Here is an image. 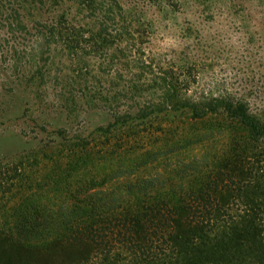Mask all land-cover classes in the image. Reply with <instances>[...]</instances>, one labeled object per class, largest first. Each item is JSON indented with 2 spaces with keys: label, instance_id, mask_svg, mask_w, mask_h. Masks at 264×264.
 <instances>
[{
  "label": "rangeland",
  "instance_id": "rangeland-1",
  "mask_svg": "<svg viewBox=\"0 0 264 264\" xmlns=\"http://www.w3.org/2000/svg\"><path fill=\"white\" fill-rule=\"evenodd\" d=\"M93 1L0 0V264L190 263L196 240L177 257L157 211L198 207L210 243L244 190L264 242V139L241 184L247 130L183 107L234 96L264 122V0H107L106 16Z\"/></svg>",
  "mask_w": 264,
  "mask_h": 264
},
{
  "label": "trees",
  "instance_id": "trees-1",
  "mask_svg": "<svg viewBox=\"0 0 264 264\" xmlns=\"http://www.w3.org/2000/svg\"><path fill=\"white\" fill-rule=\"evenodd\" d=\"M32 1L42 3V0ZM110 5V2L107 0H94L90 3L89 9H94V11H97L98 14H101V16H106V14L112 13ZM102 30L106 32L104 28ZM55 33V29L50 27L46 30V34L44 35L46 37H44L42 34L40 36L45 42L52 43ZM42 60L44 62V60L46 61L47 58H42ZM34 68L33 74L40 72V67L38 65L35 64ZM179 105L181 104H175L173 106V110H177ZM183 107L192 117H200L206 114H225L226 116L237 120L239 124L247 130L251 137L249 141L244 142L243 144L236 141L234 142V150L237 155L236 159L241 165V167L238 165L239 173L236 174L235 177L239 178V181L237 182L246 184L245 179L247 175L244 170L249 163V159H255V154H258V151L255 150L253 144L257 143L259 138H261V140L264 139V122L257 119L249 112V106L246 101L234 96H208L201 97V99L198 100L189 99L187 105H183ZM141 116L144 115L141 114ZM236 189L238 193L236 196L240 197L239 194L242 189H239V187ZM227 193L230 194V191H227ZM195 195L197 200L202 202L204 201L205 194L198 192ZM214 196L217 197L218 200L217 207H225L228 203L224 195H218L215 193ZM241 197L246 203H243V208H241L242 213L238 217L236 223L232 226H224L225 228L219 230L218 233H216L214 240L210 243H204V235L201 233L202 228H198V226L202 227L201 225H198L199 219H196V211H198V207H193L192 205L186 203L183 204V201H179V205L175 207L173 205L171 208L165 207L160 211H157L158 214L155 219L157 220V225L160 230L164 227L170 226V229L174 230L171 234H169L168 240H171L173 242V246L176 247L177 257L180 255L183 256L187 252L185 240H190L191 237L196 240V247L194 248L195 252L190 259V263L186 264H238L237 261H240L239 257L241 255L239 254L241 249L247 246L245 245L246 241H249L247 244L250 245V248L254 252V264H264V242L259 241L260 230L255 224L254 219L251 220L249 217H247L249 213H252V210L257 207V205L253 203V206L248 205L249 197L247 191L244 190L241 193ZM166 221L167 223L165 224ZM141 227L142 225H140L139 219H134L132 234H139V232L142 230ZM182 227L187 232V234H185L184 230H182ZM178 230H182L181 232L186 236L179 234L177 232ZM199 233V237H195V234ZM183 257L181 258L182 260Z\"/></svg>",
  "mask_w": 264,
  "mask_h": 264
}]
</instances>
